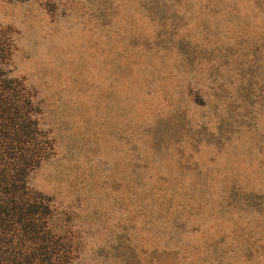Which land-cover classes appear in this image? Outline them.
I'll return each mask as SVG.
<instances>
[{
  "label": "rangeland",
  "instance_id": "rangeland-1",
  "mask_svg": "<svg viewBox=\"0 0 264 264\" xmlns=\"http://www.w3.org/2000/svg\"><path fill=\"white\" fill-rule=\"evenodd\" d=\"M51 148L27 174L60 264H264V0H0Z\"/></svg>",
  "mask_w": 264,
  "mask_h": 264
},
{
  "label": "trees",
  "instance_id": "trees-1",
  "mask_svg": "<svg viewBox=\"0 0 264 264\" xmlns=\"http://www.w3.org/2000/svg\"><path fill=\"white\" fill-rule=\"evenodd\" d=\"M12 43L0 29V264H60V252L45 231H33L34 249L25 253L16 242L21 225L36 224L25 217L32 209L40 213L44 204L33 206L27 174L51 148L39 123V102L32 87L10 76L7 65Z\"/></svg>",
  "mask_w": 264,
  "mask_h": 264
}]
</instances>
